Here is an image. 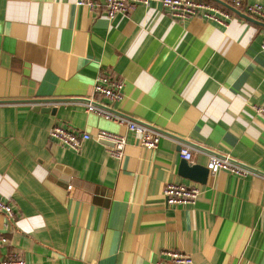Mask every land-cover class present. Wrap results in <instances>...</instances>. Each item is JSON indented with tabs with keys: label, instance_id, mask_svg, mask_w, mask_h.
Here are the masks:
<instances>
[{
	"label": "crops",
	"instance_id": "0c3cea01",
	"mask_svg": "<svg viewBox=\"0 0 264 264\" xmlns=\"http://www.w3.org/2000/svg\"><path fill=\"white\" fill-rule=\"evenodd\" d=\"M210 1L230 16L176 18L151 2L110 19L104 0H0V197L13 211H0V256L155 264L172 249L191 264H264V177L179 170L186 143L190 163L217 153L264 173V21ZM100 73L124 81L108 103L160 131L157 147L72 101ZM53 124L91 136L72 148L50 138ZM100 128L124 134L121 158ZM169 182L198 185L195 203L167 205Z\"/></svg>",
	"mask_w": 264,
	"mask_h": 264
},
{
	"label": "built area",
	"instance_id": "2783aa9c",
	"mask_svg": "<svg viewBox=\"0 0 264 264\" xmlns=\"http://www.w3.org/2000/svg\"><path fill=\"white\" fill-rule=\"evenodd\" d=\"M230 5L243 11L253 17L264 21V5L259 2H243L242 0H225ZM151 2H159L166 7L169 13L176 18H184L191 15L200 14L213 20H221L230 16V10L215 4L210 0H104V6L108 18H113L118 13H125L136 3L149 5ZM80 5H86L94 9L98 3L96 0H77ZM261 50L264 51V37L260 42ZM124 81L114 78L111 74L100 73L95 77L92 89L88 95L75 97L72 101L81 103L86 110L93 112L105 119L113 120L118 124H123L137 135L138 144L146 149L157 147L162 133L145 122L138 121L128 115L118 111L108 102L119 101L122 98V87ZM255 110L264 117V100L255 105ZM50 138L59 143L78 148L82 141L88 139L91 134L87 131L72 129L60 124H53L49 129ZM95 137L100 140L110 141L108 150L113 157L121 158L126 144L124 134L98 129ZM179 153L184 159H191L192 148L182 143ZM206 167L211 173L218 170H227L238 175L256 174L264 177V173L254 167L243 165L227 155L209 153ZM71 189V184L67 185ZM200 188L196 184H185L169 182L164 187L165 203L167 205H182L195 203ZM0 211L6 213L8 217L13 216L10 203L0 197ZM8 242L5 234H0V245ZM168 259L157 260L155 264H191V256L183 251L166 250ZM0 264H26L22 254L16 249H9L0 256Z\"/></svg>",
	"mask_w": 264,
	"mask_h": 264
},
{
	"label": "water",
	"instance_id": "95a60500",
	"mask_svg": "<svg viewBox=\"0 0 264 264\" xmlns=\"http://www.w3.org/2000/svg\"><path fill=\"white\" fill-rule=\"evenodd\" d=\"M216 1H218V2L222 3L223 5L229 7L230 9L235 11L236 13H239V14L246 16V17L253 18V17L249 16L247 13H244L241 10L231 6L229 3H227L224 0H216ZM262 24H264V23H262ZM102 141H104L105 143H111L110 141H106V140H102ZM179 170L186 177L193 179L195 181H198V182H206V180L208 178V173H209V169L205 165L203 166V165L196 164V163L195 164L190 163L187 159H183L181 161V164L179 166Z\"/></svg>",
	"mask_w": 264,
	"mask_h": 264
}]
</instances>
